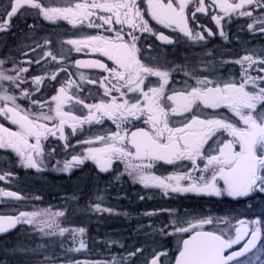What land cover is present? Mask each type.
<instances>
[{
  "label": "snow or ice",
  "instance_id": "snow-or-ice-1",
  "mask_svg": "<svg viewBox=\"0 0 264 264\" xmlns=\"http://www.w3.org/2000/svg\"><path fill=\"white\" fill-rule=\"evenodd\" d=\"M29 9L51 24L67 21L73 27L79 25L81 35L57 40L61 44L59 60L51 50L27 61L0 59V118L12 126L0 122V150L14 154L22 167L39 171L46 157L50 158L56 151L55 147L46 151L49 137L65 141V148L72 147L67 143L66 127L75 135L84 125H104L108 121L114 128H102L94 136L78 140L77 144L88 147L81 154L72 155V160L65 161L61 170L68 171L92 161L101 173H107L114 165L122 164L133 181L146 188H159L165 194L194 193L233 199L264 195V75L260 74L264 73V56L250 53L235 59L232 62L240 66L239 77L225 78L216 74L215 66L169 68L158 60L147 61L141 44L144 33L164 44L179 43V38L165 35L146 17L193 42L204 41L206 37L189 26L190 20L208 36L214 35L199 24L197 13L210 15L221 36L225 35L222 21L230 22L234 15L251 18L248 29L264 33V0H208L207 3L206 0H9L3 15L8 19L18 13L25 16L30 14ZM5 23H0V31L7 30ZM35 27L29 25L32 30ZM84 27L97 29V34H83ZM34 43L35 47L29 46L31 52L44 49L53 41L44 38L42 44ZM63 44L71 48L65 50ZM85 49L95 58L76 59L67 67L61 63L66 53ZM22 54L29 56L28 52ZM47 57L59 67L45 75L32 76L31 84L35 88L25 87L29 78L24 74L29 72V67L33 63L41 65ZM73 64L77 70L99 69L106 75L90 78L77 72L79 80H73L70 71ZM177 71L183 73V80L172 79ZM61 72L65 76L58 80ZM254 72L257 74L253 75ZM45 79L59 85L55 94L43 101L33 99ZM84 83L102 89L98 102L87 103L78 94L85 91ZM177 83L179 87L175 86ZM20 101H27V106ZM79 107L87 112L77 114ZM185 161L190 164L188 170L167 177L151 171L157 162L175 165ZM4 179L5 175H0V180ZM0 194L22 198L2 189ZM95 211L111 213L112 209L96 204ZM64 216V211L50 209L0 215V234L17 224H26L34 226L43 236L71 233L75 242L76 234L82 237L85 229L63 227L60 218ZM222 223L226 226L221 227ZM237 223L240 227H235L226 217L176 216L159 231L163 236L176 238L171 264H264L261 259L264 243H260L264 238V218L248 221L252 227H247L244 220ZM242 241V246L234 249ZM86 247L80 239L78 247L67 251L80 252ZM253 249H256L255 259L247 255ZM142 251L129 252L120 261L70 260L67 264H130V259ZM161 257L167 258L168 252L155 253L150 264H165Z\"/></svg>",
  "mask_w": 264,
  "mask_h": 264
},
{
  "label": "flooded vegetation",
  "instance_id": "flooded-vegetation-1",
  "mask_svg": "<svg viewBox=\"0 0 264 264\" xmlns=\"http://www.w3.org/2000/svg\"><path fill=\"white\" fill-rule=\"evenodd\" d=\"M143 2V0H141ZM208 0H206V3ZM9 0H0V23H5L6 31H0V59H5L10 62L27 61L29 57L35 58L37 54H42L43 51L51 50L54 55H57L58 60L60 56L61 44L57 40H66L69 38H77L81 35V29L78 25L73 27L67 21H58L56 24H51L45 21L42 17L34 15V10L29 9L30 14L21 16L19 13L11 19L4 16V11L8 5ZM23 11V10H22ZM255 15V14H254ZM95 19V18H93ZM150 21L152 26L162 31L165 35L173 38H179V43L164 44L158 40L155 36L148 33H144L141 44L144 49L143 56L147 61L152 63L158 62L166 67L175 68L177 65L184 66H196L203 69L206 65L208 68L215 66L217 68V75H222L227 78L230 75L239 77L240 66L235 64V59L240 58L245 54L255 53L256 55L264 56V33L259 31H250L247 27L251 22V18L242 16L231 17L230 22L222 21L224 36L220 35V30L211 20L210 15L203 13H197V19L200 25L210 29L214 35L208 36L206 31L202 28H198L191 20L189 26L194 31H201L206 37L204 41H190L187 37H184L178 31L174 32L171 29L163 28L160 25H156L155 21H151L150 17H146ZM29 25H35V30L29 28ZM118 27V26H117ZM259 25H256L258 28ZM97 29L83 28V34H97ZM48 38L53 41L52 44L46 45L44 49H37L36 52H31V47H35L34 41L43 43V39ZM62 47L67 50L71 48L70 45L63 44ZM28 52L29 56H24L22 53ZM95 58L87 49L77 53L74 50L71 53H66V59L61 61L65 66H69L76 59L88 60ZM100 59H105L99 57ZM225 61H228L225 63ZM111 64L110 61H108ZM46 65V68L44 67ZM23 67H29L27 64L21 65ZM59 64L56 61H51L50 57L42 60L41 65L33 63L29 67V72L24 75L29 78V84L25 87L35 88V85L31 84V77L36 75H45L47 72L56 70ZM70 71L74 74L71 78L73 80H79L77 72H83L85 76L90 78H97L101 75L99 69H79L74 66L70 68ZM257 73H253L256 75ZM264 75V73H260ZM65 73H59L57 79L64 77ZM155 82V78H151ZM172 79L175 81H181L184 79L183 73L180 71L173 72ZM55 86V87H54ZM59 85L55 81L45 79L44 83L40 85V90L36 92L33 99L39 98L41 101L49 99L55 94V88ZM179 87V83L175 85ZM82 87L84 92L78 93L81 97L85 98V102L93 103L98 102L99 95L102 93V89H98L96 85L84 83ZM89 90H91V96H89ZM74 91V89H71ZM20 103L27 106V101H20ZM87 110L82 107L78 108L77 114L86 113ZM0 122L5 126L12 127L7 121L0 118ZM114 128L111 122L106 121L104 125H84L82 130L78 129L75 135H71V129L65 128V135L68 137L67 143L72 147L65 148V141L59 140L54 137H49V140L45 142L46 151L52 147H55L56 151L51 154V157H46L45 165L42 168L48 171L61 168L65 161H71L72 155L81 154L82 150L88 145L77 144L78 140L86 139L94 136L101 129ZM59 162V163H57ZM190 164L185 161L175 165H168L163 162H157L151 171L158 175L167 177L173 173L188 170ZM29 169L22 167L18 163V158L10 151L0 150V175H5L4 180H0V189L3 191H11L17 193L21 199L17 200L14 197H5L0 194V215L3 216H15L18 215L21 207L20 203L24 200V197L29 198L32 195L30 191L37 187V184L31 177H28V173H22L20 170ZM123 171L124 173H122ZM193 172V175H196ZM48 178L57 184L58 187L64 188L62 191H66L69 195H77L76 200L79 203L85 201L95 206L101 205L102 202H109L104 204L108 207H115L118 201L124 202H159L160 208L157 210L151 209L148 211L153 217L165 218L167 220L158 221V225H154L151 229L154 233L150 232V228L146 227L147 233L145 234V240L138 242V247L154 245L156 248H167L175 251L177 247L176 238L173 236H163L160 234L159 229L160 222L170 223L176 216H202L210 215L215 218H227L235 227H240L237 223L239 220H244L247 227H252L247 222L257 218H264V195L257 194L252 198H238L233 199L228 196L216 197L197 195L194 193H173L168 192L165 194L161 189L154 187H144L142 184L133 181L124 170V165L116 164L107 173H101L96 165L92 161H85L84 164L72 167L70 170L61 173L59 177H54V173L47 172ZM26 177V178H25ZM29 181H28V180ZM186 183V182H182ZM54 184V183H53ZM120 188V190H119ZM37 188L36 190H39ZM77 189V190H76ZM47 195L54 196L56 192L48 189ZM41 194V193H39ZM44 197V198H45ZM256 201H260L256 204V208L240 209L247 202L250 207L254 205ZM116 202V203H113ZM76 204V203H75ZM255 207V206H254ZM105 213V212H103ZM101 215V212H98ZM151 215V216H152ZM107 228L109 227L105 224ZM26 225H24L25 227ZM225 224H221V227H225ZM90 229L91 237H94L88 243L92 249H100L105 246L101 233L109 231L105 230V227H92ZM156 230V231H155ZM170 230V229H169ZM23 227L19 224L15 228L0 235V264H21L20 256H15L13 251L19 249L18 246L23 240ZM235 235V232H232ZM125 237L124 235L122 238ZM247 239V238H245ZM124 243V242H123ZM121 243V244H123ZM241 245H234V249L240 248ZM260 243H264L262 238ZM128 243L125 247H128ZM259 247V244H258ZM256 249L248 256H253ZM174 254H170L169 257H173ZM264 259V256L261 257Z\"/></svg>",
  "mask_w": 264,
  "mask_h": 264
},
{
  "label": "rangeland",
  "instance_id": "rangeland-1",
  "mask_svg": "<svg viewBox=\"0 0 264 264\" xmlns=\"http://www.w3.org/2000/svg\"><path fill=\"white\" fill-rule=\"evenodd\" d=\"M61 169L63 167L53 171H48L45 168L39 171L31 168L20 170L22 173H28V177H31L37 184L35 190L30 191L32 195L29 198L24 197V200L20 203V212L38 211L41 209H50L53 212L62 210L65 212V216L60 218L63 227L76 229L82 227L85 232L82 237L77 233L76 240L73 242L71 233H65L64 236H43L42 233L35 230L34 226L19 224L23 227V240L18 246L19 249L13 251L15 253L13 255L20 256L21 264H52V261H55L56 264H67L70 260L105 262L111 261L113 258L120 261L122 257H127L129 252L136 249H143V251L132 257L130 264H148L155 253L164 250L168 252V257H161V260L165 261V264H171L169 255L175 253L172 249L156 248L152 244L144 247L136 245L138 242L145 240L146 227H149L150 232L154 233L151 228L154 225H158V221L167 220L160 217L157 221L158 218L153 217L148 212L151 209L157 210L160 208L159 202H113L116 203V208L104 205L109 204V202H102L101 207L110 208L112 212L105 211V213L102 212L99 215L95 211V206L90 205L91 203L85 201L79 203L76 200L77 195H69L66 191H62L64 188L58 187L54 182L55 180H52L54 184H51L47 172L54 173L56 178L61 173L66 172ZM121 172L124 173L123 171ZM37 188L40 189L36 190ZM48 189L54 190L56 194L45 197ZM171 223L172 221L170 223L160 222V226ZM105 224L109 227L107 228ZM24 225L26 226L24 227ZM95 226L98 228L100 226L105 227V230L110 229L104 234L101 233L105 246L102 245L100 249H92L88 245L90 241H94L92 240L94 237L90 235V229ZM123 235L125 237L122 238ZM80 239L85 241L86 249H82L80 252L67 251L70 247H78ZM61 242H63V248L61 247ZM126 243H128V247H125ZM46 257L49 259H46ZM253 259H255L254 256Z\"/></svg>",
  "mask_w": 264,
  "mask_h": 264
}]
</instances>
